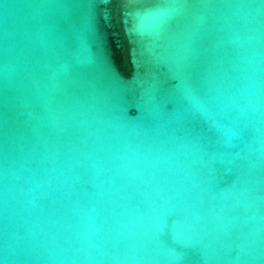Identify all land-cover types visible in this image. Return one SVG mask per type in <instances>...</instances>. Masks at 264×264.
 Masks as SVG:
<instances>
[{"label": "water", "instance_id": "95a60500", "mask_svg": "<svg viewBox=\"0 0 264 264\" xmlns=\"http://www.w3.org/2000/svg\"><path fill=\"white\" fill-rule=\"evenodd\" d=\"M0 264H264V0H0Z\"/></svg>", "mask_w": 264, "mask_h": 264}]
</instances>
